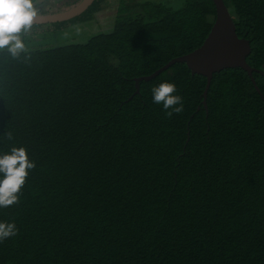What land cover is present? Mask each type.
Listing matches in <instances>:
<instances>
[{
  "label": "trees",
  "instance_id": "obj_1",
  "mask_svg": "<svg viewBox=\"0 0 264 264\" xmlns=\"http://www.w3.org/2000/svg\"><path fill=\"white\" fill-rule=\"evenodd\" d=\"M224 1L260 92L244 69H224L208 111L207 79L186 63L139 94L134 79L199 48L213 0L156 4L151 19L123 0L85 43L0 49V155L24 147L36 165L19 203L0 207L18 229L0 264H264V0ZM162 82L183 99L171 117L153 102Z\"/></svg>",
  "mask_w": 264,
  "mask_h": 264
},
{
  "label": "clouds",
  "instance_id": "obj_2",
  "mask_svg": "<svg viewBox=\"0 0 264 264\" xmlns=\"http://www.w3.org/2000/svg\"><path fill=\"white\" fill-rule=\"evenodd\" d=\"M36 15L34 0H0V49L7 46L13 56L25 50V45L17 34L22 30L27 31ZM151 91L153 102L162 103L169 117L183 111V99L175 94L177 88L174 83L162 82ZM8 138L12 139L11 133ZM35 167L24 147H12L10 152L0 155V174H3L0 178V207L19 203V194L29 171ZM17 232L14 223L0 222V241L17 235Z\"/></svg>",
  "mask_w": 264,
  "mask_h": 264
},
{
  "label": "water",
  "instance_id": "obj_3",
  "mask_svg": "<svg viewBox=\"0 0 264 264\" xmlns=\"http://www.w3.org/2000/svg\"><path fill=\"white\" fill-rule=\"evenodd\" d=\"M95 0H80L73 7L61 12L46 15H36L32 25L58 23L72 20L81 14L94 3ZM216 7V18L204 43L196 50L171 59L167 64L156 70L148 76L135 78L136 91L140 93V84L142 81H149L162 72L168 70L175 63H186L192 74H200L207 79L206 87L203 93V105L208 111L207 98L211 86L213 75L227 68H242L248 72L252 82L258 92L256 80L253 77L255 71L248 62L247 57L251 53L250 41L242 38L237 33L236 23L232 12L227 7L224 0H213Z\"/></svg>",
  "mask_w": 264,
  "mask_h": 264
},
{
  "label": "rangeland",
  "instance_id": "obj_4",
  "mask_svg": "<svg viewBox=\"0 0 264 264\" xmlns=\"http://www.w3.org/2000/svg\"><path fill=\"white\" fill-rule=\"evenodd\" d=\"M80 0H34V7L37 15L54 14L73 7ZM118 0H105L102 4V10L99 12H89L79 19L65 21V24L46 23L31 25L24 31L22 30L17 35L22 39L25 50H36L54 48L57 46L68 44H80L87 42L91 37L108 32L113 26L106 25V19L114 14L111 8L118 5ZM133 1V0H130ZM140 2L143 11L141 14L146 19H151L150 11L154 5L161 3L162 6L178 9L184 6L185 0H147ZM135 2V0L133 1ZM145 4H144V3ZM108 19V23H110ZM4 49H9L7 46Z\"/></svg>",
  "mask_w": 264,
  "mask_h": 264
},
{
  "label": "flooded vegetation",
  "instance_id": "obj_5",
  "mask_svg": "<svg viewBox=\"0 0 264 264\" xmlns=\"http://www.w3.org/2000/svg\"><path fill=\"white\" fill-rule=\"evenodd\" d=\"M122 1H123V0H118V1H117V2H118V5H116V7H113V9H112V8L110 9V10L114 11V12H113L114 14H112V16L108 18V19L111 20V21H109L110 23H108V19L105 20L107 26H110L111 24H114L115 19H116L117 14H118V11L120 10V8H121V6H122ZM141 1H145V0H135V2H141ZM135 2L130 1V0H125V4L128 5V6H130V5L132 6V5H134Z\"/></svg>",
  "mask_w": 264,
  "mask_h": 264
}]
</instances>
